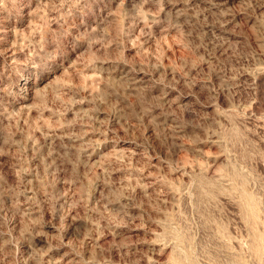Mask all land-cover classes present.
Wrapping results in <instances>:
<instances>
[{
  "label": "rangeland",
  "instance_id": "obj_1",
  "mask_svg": "<svg viewBox=\"0 0 264 264\" xmlns=\"http://www.w3.org/2000/svg\"><path fill=\"white\" fill-rule=\"evenodd\" d=\"M0 264H264V0H0Z\"/></svg>",
  "mask_w": 264,
  "mask_h": 264
}]
</instances>
